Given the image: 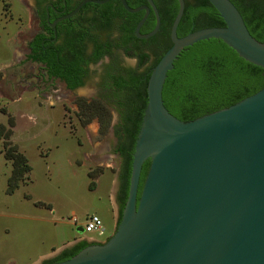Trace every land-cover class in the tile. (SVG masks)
Masks as SVG:
<instances>
[{"label": "water", "instance_id": "95a60500", "mask_svg": "<svg viewBox=\"0 0 264 264\" xmlns=\"http://www.w3.org/2000/svg\"><path fill=\"white\" fill-rule=\"evenodd\" d=\"M109 0H86L105 4ZM144 12L134 33L154 37L160 17L152 0L130 8ZM170 27L171 48L151 70L147 104L132 153L127 200L115 232L104 244L88 246L54 264H264V87L229 108L190 122L173 117L162 101L167 73L181 51L218 39L239 57L264 69V43L249 34L230 0H206L224 27L204 28L177 37L184 0ZM150 12L155 26L140 29ZM149 160L139 197L143 164ZM83 234V228H77ZM71 245H65L62 252Z\"/></svg>", "mask_w": 264, "mask_h": 264}, {"label": "rangeland", "instance_id": "374dc122", "mask_svg": "<svg viewBox=\"0 0 264 264\" xmlns=\"http://www.w3.org/2000/svg\"><path fill=\"white\" fill-rule=\"evenodd\" d=\"M31 5L0 0V124L8 127L13 119L10 142L31 168L8 195L11 164L0 140V264H39L52 251L41 263L57 257L55 250L74 238L100 240L103 236L77 231L90 215L100 218L105 234L115 232L109 195L113 179L115 188L119 185L115 140L111 131L100 132L94 116L87 121L90 113L79 107L99 95L100 69L82 89L68 93L46 78L42 67L28 63L26 42L36 21Z\"/></svg>", "mask_w": 264, "mask_h": 264}, {"label": "trees", "instance_id": "16d2710c", "mask_svg": "<svg viewBox=\"0 0 264 264\" xmlns=\"http://www.w3.org/2000/svg\"><path fill=\"white\" fill-rule=\"evenodd\" d=\"M129 7H138L137 1L126 0ZM160 17V29L158 33L148 40H138L133 35L134 29L143 16V12L137 14L127 13L120 5L119 0H110L100 11L103 22L107 27L118 31L123 43L129 44L128 57H137L139 67L144 72L127 70L123 78L112 77L105 89L104 100L114 103L121 110L125 122L129 123V129L125 131L126 146L116 148L115 153L121 158L119 171L120 193L117 199L120 222L129 187L132 153L138 134L144 109L147 104L146 87L151 70L157 65L161 57L171 48L170 27L178 11L176 0H152ZM187 1V0H184ZM194 7H186L177 28V37L204 29L224 27V23L217 12L206 0H196ZM243 18L249 34L259 43H264V0H230ZM89 7V6H87ZM86 7V8H87ZM193 24V28L191 26ZM155 26V17L151 12L148 20L143 25L140 34H147ZM33 46V47H32ZM33 53L37 50L30 45ZM138 48L145 52L141 58L135 53ZM38 60L30 56L29 59ZM49 64V76L59 77L65 80L69 89H73L80 83H75L74 78L81 76V70L72 68L70 72H60L55 66ZM69 73H71L69 75ZM75 73V76H74ZM264 87V69L245 61L238 54L218 39L200 41L193 46L181 51L173 63V69L167 73L162 90V101L166 110L181 122H190L210 115L222 109L229 108L238 102L250 97ZM108 90V91H107ZM99 102V105L95 103ZM95 103H82L80 109L90 116L99 119L102 133L107 132L110 116L105 114L106 107L96 101ZM98 104V103H97ZM103 115V116H102ZM13 119H8V127L0 124V140L3 156L11 164V175L7 181L8 195H12L22 183L27 173L31 171L27 158L11 144L13 134ZM147 160L141 169L138 197L149 169ZM87 242H81L71 250L65 251L59 261L68 260L83 249L87 248Z\"/></svg>", "mask_w": 264, "mask_h": 264}, {"label": "flooded vegetation", "instance_id": "af4514ba", "mask_svg": "<svg viewBox=\"0 0 264 264\" xmlns=\"http://www.w3.org/2000/svg\"><path fill=\"white\" fill-rule=\"evenodd\" d=\"M24 1H31V7L33 9L32 16L36 19L34 29L31 31L32 34L26 42V59L28 60V63L42 67L46 74V78L51 81H56L68 93L82 89L87 81L91 79L92 75L100 69L97 81L99 95L95 98L82 100V103L85 102L86 104H91L96 101H100V103L106 107V110H103V112L105 111V114L107 113V115L110 116L106 134L108 131L112 132V136L115 140L113 144V153L118 158L121 167V158L119 154H116L114 151L117 147L120 148L127 145L128 142L126 141L124 133L126 129H129V123L123 120L121 110L116 104L104 100V93L106 87L112 81V77H116L117 79L123 78L127 70H137V73L140 74L144 72V69L139 67V60L137 57L131 58L127 56V52L132 46L129 44L125 45L122 41L120 33L111 27H107L103 22V17H101L100 11L104 10L103 6L110 0L105 4H85L77 14L69 19L60 21L58 20L70 14L80 3L86 0ZM126 3L129 6L128 1H126ZM184 3L186 7H194L197 4V1L187 0L184 1ZM137 4L138 7H140L146 5V1H137ZM192 28L193 24L191 26V29ZM133 35L135 36L134 32ZM30 45H34L36 50L38 46H40L41 49L37 50L36 53H33ZM135 53L138 54L140 58L145 54L144 51L138 48L135 49ZM30 56L37 57L38 60L35 61L32 58L29 59ZM127 61L135 62V66H128ZM53 62H56L55 66L60 72H70L71 68L81 70L82 72L80 78L77 79L74 73L75 78L73 79L75 83H80V85L73 89H69L65 80L59 77L49 76V64L53 65ZM75 69L72 71L75 72ZM70 74L71 73H69V75ZM97 103L95 104L99 105V103ZM111 111L116 113L115 124L111 122ZM96 120L98 122V126L100 127L99 119L96 118ZM119 193L120 181L117 190V199L119 197ZM112 234V232L104 234L100 240L92 237H86L84 242H87L89 246L104 244L109 240ZM80 243L81 242H77L72 247L59 253V255H57L54 259L42 261L41 264H54L62 262L59 261V257L65 251L73 249Z\"/></svg>", "mask_w": 264, "mask_h": 264}, {"label": "crops", "instance_id": "0c3cea01", "mask_svg": "<svg viewBox=\"0 0 264 264\" xmlns=\"http://www.w3.org/2000/svg\"><path fill=\"white\" fill-rule=\"evenodd\" d=\"M115 184H116V181L113 179L112 181V184L110 185V189H109V195H110V198H111V203H112V219H113V227L115 228L116 227V223H117V220H118V215H119V206H118V203H117V190H118V187L115 188ZM118 184V183H117ZM119 186V185H117ZM84 240H86V237H79V238H74L72 241H70L69 243H66L65 245H71V247L76 244L77 242H84ZM61 246L59 249L55 250L57 251V253H61L59 252L60 250H62V248L65 246ZM70 248V247H69ZM68 249V248H67ZM54 251H52L50 254H52ZM47 255V256H42L38 259V261H40L39 264H41V260L45 259L46 257L50 256ZM37 261V262H38ZM9 264H12V263H9ZM31 264V263H30ZM35 264V263H34Z\"/></svg>", "mask_w": 264, "mask_h": 264}, {"label": "built area", "instance_id": "2783aa9c", "mask_svg": "<svg viewBox=\"0 0 264 264\" xmlns=\"http://www.w3.org/2000/svg\"><path fill=\"white\" fill-rule=\"evenodd\" d=\"M74 226L77 225L78 220L74 217L71 219ZM83 232L86 234H96L97 237H102L105 234L102 221L97 215H90L85 219L83 225Z\"/></svg>", "mask_w": 264, "mask_h": 264}]
</instances>
